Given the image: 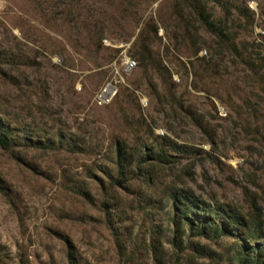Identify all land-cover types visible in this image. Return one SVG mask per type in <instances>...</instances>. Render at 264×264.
<instances>
[{
  "label": "rangeland",
  "instance_id": "rangeland-1",
  "mask_svg": "<svg viewBox=\"0 0 264 264\" xmlns=\"http://www.w3.org/2000/svg\"><path fill=\"white\" fill-rule=\"evenodd\" d=\"M199 1L226 37L189 0H0V118L18 139L0 147V264H70L69 248L79 264H242L264 243L186 224L171 241L174 187L264 219V0ZM163 135L193 151L142 158Z\"/></svg>",
  "mask_w": 264,
  "mask_h": 264
},
{
  "label": "trees",
  "instance_id": "trees-1",
  "mask_svg": "<svg viewBox=\"0 0 264 264\" xmlns=\"http://www.w3.org/2000/svg\"><path fill=\"white\" fill-rule=\"evenodd\" d=\"M191 1H194L192 4ZM189 6H193L198 12L201 23L205 27L217 35L220 39L226 37L223 34V29L211 18L210 13L206 10L205 4H202L199 0H189ZM232 49H235L234 41L230 45ZM141 59H147L148 54L144 51H138ZM5 49L0 48V59L7 57ZM10 60V59H8ZM11 123L3 118H0V147L8 150L12 153L15 145L18 143L17 135L14 133V127L10 125ZM16 128V127H15ZM117 145V157L119 166L123 167L132 162L135 156L133 150H127L120 140H116ZM168 149L174 151L175 153L168 152ZM126 151H128L129 159L126 160ZM193 151L191 147L187 144L179 143L177 141L171 140L165 135L161 136L159 143L150 147L145 153H143L142 158L152 159L155 162H170L174 161L177 153H185ZM126 171V170H125ZM124 173L121 169L120 173ZM149 178H152L153 174L151 169L148 171ZM169 197H173L172 206L173 214L172 221L174 224V229L172 232L171 241L177 249L182 250L185 246L183 245L184 236V225H188L189 228L193 229V233L197 235H221L224 232L231 230L232 234L236 235L238 239L247 241L248 246H251V240L260 238L264 235L262 230V225L264 224V219L262 218V210L256 202H252L253 209L256 210L254 213V221L251 223L250 219L241 211L234 208L233 206H223L222 208H215L210 204L204 203V201L194 194V191L190 188L174 187L168 192ZM221 207V206H220ZM222 219H221V218ZM114 236V242L117 247V252L119 255L131 257L129 253L126 252L127 243L126 238L121 236V232L114 227H111ZM125 235V234H124ZM126 237V236H125ZM151 247L157 250L156 244L151 241ZM194 250L197 256L203 257L207 252L204 250V246L198 242L194 243ZM68 262L70 264H79V261L72 251L71 248L68 249L67 253ZM154 258L157 260L158 264H165L164 259L160 253H154ZM192 255H190L184 264H201L197 263ZM242 264H264V243H258L252 245L248 250L247 254L244 255Z\"/></svg>",
  "mask_w": 264,
  "mask_h": 264
},
{
  "label": "built area",
  "instance_id": "built-area-1",
  "mask_svg": "<svg viewBox=\"0 0 264 264\" xmlns=\"http://www.w3.org/2000/svg\"><path fill=\"white\" fill-rule=\"evenodd\" d=\"M136 64V60L133 57L130 56H126L124 59V69L125 70H129L131 68H133ZM114 90H113V85L108 84L106 86V88H104V90L102 91V93L100 94L101 96V100L103 101H107L109 100V98L112 96Z\"/></svg>",
  "mask_w": 264,
  "mask_h": 264
}]
</instances>
